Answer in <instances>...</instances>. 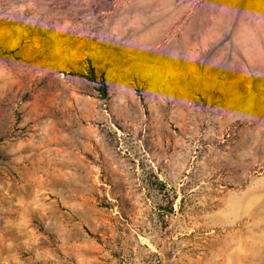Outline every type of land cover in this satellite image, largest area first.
<instances>
[{
  "label": "rangeland",
  "instance_id": "obj_1",
  "mask_svg": "<svg viewBox=\"0 0 264 264\" xmlns=\"http://www.w3.org/2000/svg\"><path fill=\"white\" fill-rule=\"evenodd\" d=\"M0 264H264V0H0Z\"/></svg>",
  "mask_w": 264,
  "mask_h": 264
},
{
  "label": "trees",
  "instance_id": "obj_2",
  "mask_svg": "<svg viewBox=\"0 0 264 264\" xmlns=\"http://www.w3.org/2000/svg\"><path fill=\"white\" fill-rule=\"evenodd\" d=\"M89 75L86 77L91 80V81H95V74L93 71L92 67H89ZM102 80H101V86L99 87L100 89V95L101 97H104V95H106V84L104 82L103 77L101 76ZM170 210H171V206H170ZM167 227V222L165 220H162V225L160 227V236L156 241V246L158 247V249L162 252V253H166V246L164 243H162L161 238L163 237V235H165V229Z\"/></svg>",
  "mask_w": 264,
  "mask_h": 264
}]
</instances>
